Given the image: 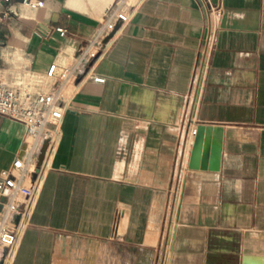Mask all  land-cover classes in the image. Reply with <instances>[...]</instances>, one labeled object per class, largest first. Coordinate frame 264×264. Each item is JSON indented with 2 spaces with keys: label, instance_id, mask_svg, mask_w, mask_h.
Returning <instances> with one entry per match:
<instances>
[{
  "label": "crops",
  "instance_id": "obj_1",
  "mask_svg": "<svg viewBox=\"0 0 264 264\" xmlns=\"http://www.w3.org/2000/svg\"><path fill=\"white\" fill-rule=\"evenodd\" d=\"M25 1L0 3V79L43 92L48 66L71 64L115 0ZM220 3L219 16L199 0L131 3L63 86L3 264H264V0ZM200 123L217 129L214 170L188 167ZM24 135L0 114V169Z\"/></svg>",
  "mask_w": 264,
  "mask_h": 264
},
{
  "label": "built area",
  "instance_id": "obj_2",
  "mask_svg": "<svg viewBox=\"0 0 264 264\" xmlns=\"http://www.w3.org/2000/svg\"><path fill=\"white\" fill-rule=\"evenodd\" d=\"M9 0H0L8 2ZM208 13L221 14L220 0H199ZM32 8L40 7L43 1H25ZM133 4L127 0H115L103 16L93 36L81 47L71 64L52 62L46 77L52 87L43 92H31L19 87L7 85L0 79V114L24 125L25 135L19 153L11 163L0 169V264H3L7 252L14 245L17 231L24 224V207L33 193L32 183H25L24 178L31 175L37 166L38 156L46 143L45 154L55 141L58 125L67 109V97L63 90L65 83L80 74H85L90 66L103 54L107 42H103L115 26L126 23L131 17ZM9 9H0V25L8 17ZM63 36L66 29L56 27ZM91 79L103 82L104 78L91 74ZM195 128L191 130L194 136ZM43 156V158H44ZM42 158V161H43ZM41 161V162H42Z\"/></svg>",
  "mask_w": 264,
  "mask_h": 264
},
{
  "label": "water",
  "instance_id": "obj_3",
  "mask_svg": "<svg viewBox=\"0 0 264 264\" xmlns=\"http://www.w3.org/2000/svg\"><path fill=\"white\" fill-rule=\"evenodd\" d=\"M114 31L104 38V43L108 41ZM216 131L217 129L209 124L200 123L195 127L191 153L188 159L189 168L214 170L218 167L220 143L218 138H214ZM41 152L38 156L37 166L42 161Z\"/></svg>",
  "mask_w": 264,
  "mask_h": 264
},
{
  "label": "bare ground",
  "instance_id": "obj_4",
  "mask_svg": "<svg viewBox=\"0 0 264 264\" xmlns=\"http://www.w3.org/2000/svg\"><path fill=\"white\" fill-rule=\"evenodd\" d=\"M132 2H133V0H130V3H132ZM45 149H46V143H44V145H43V147H42V152H41V156H42V158H43V156H44Z\"/></svg>",
  "mask_w": 264,
  "mask_h": 264
},
{
  "label": "rangeland",
  "instance_id": "obj_5",
  "mask_svg": "<svg viewBox=\"0 0 264 264\" xmlns=\"http://www.w3.org/2000/svg\"><path fill=\"white\" fill-rule=\"evenodd\" d=\"M134 1H135V0H133V2H134ZM127 2H128L129 4H131V3H130V0H127ZM133 2H132V3H133Z\"/></svg>",
  "mask_w": 264,
  "mask_h": 264
}]
</instances>
